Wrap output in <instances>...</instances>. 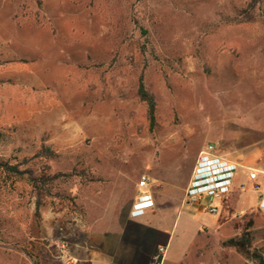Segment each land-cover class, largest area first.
I'll return each instance as SVG.
<instances>
[{"label":"rangeland","instance_id":"1","mask_svg":"<svg viewBox=\"0 0 264 264\" xmlns=\"http://www.w3.org/2000/svg\"><path fill=\"white\" fill-rule=\"evenodd\" d=\"M209 144L240 164L217 215L183 201ZM0 162V264H87L151 191L167 238L117 264H258L230 241L264 257V0H0Z\"/></svg>","mask_w":264,"mask_h":264},{"label":"built area","instance_id":"2","mask_svg":"<svg viewBox=\"0 0 264 264\" xmlns=\"http://www.w3.org/2000/svg\"><path fill=\"white\" fill-rule=\"evenodd\" d=\"M240 164L221 156L214 144H209L200 151L193 168L189 184L185 192V205L198 204L207 200V211L211 215L220 214V210L212 202L220 200L222 204L231 197L235 190V178L239 172ZM247 179L254 189L261 188L264 182V170L245 167ZM150 184V179L142 176L139 181V189L145 190ZM243 188L246 186L243 185ZM155 207L151 193H145L137 197L132 211V218H140ZM223 209V208H222ZM258 211L264 215V192L259 201ZM168 254V246L160 247L158 255L150 264H164Z\"/></svg>","mask_w":264,"mask_h":264},{"label":"crops","instance_id":"3","mask_svg":"<svg viewBox=\"0 0 264 264\" xmlns=\"http://www.w3.org/2000/svg\"><path fill=\"white\" fill-rule=\"evenodd\" d=\"M189 181H190V179H189ZM185 192H186V190H185ZM185 192H184L183 201L185 200ZM149 193H151L153 196V191H151ZM153 200H154V204H155V199L153 198ZM135 201H136V199H135ZM155 208H156V206L154 208L150 209L146 213L145 216L140 217V218H132L131 214H130L129 229L128 230L122 229V231L119 232L120 234H118V237L116 238L115 248L113 249V251H109L107 249V245L109 244L110 240L113 237L112 233L111 234L108 233V234H106L105 238L102 240V242H101L102 245L99 246L98 250L94 254H90V256L87 255L86 263L91 264V263H94L95 261H97L98 264H117V262H118L117 259L119 258V256H122L124 253L131 252V244H130L131 242L130 241L132 240V238L133 237L136 238L138 235L143 234L144 232L151 233V231H152L153 235L156 238H159L160 240L165 238L164 240H166L167 234L163 232V230H164L163 227L161 225H159V224H161V222L155 221L153 219V217H154L153 211Z\"/></svg>","mask_w":264,"mask_h":264},{"label":"trees","instance_id":"4","mask_svg":"<svg viewBox=\"0 0 264 264\" xmlns=\"http://www.w3.org/2000/svg\"><path fill=\"white\" fill-rule=\"evenodd\" d=\"M255 2L257 0H254ZM259 1V0H258ZM254 6H251V10H248L246 12L243 13L242 18H238L237 22L238 23H242L245 21V18L247 19L249 17V12L253 11ZM140 96L141 98L148 104V113H149V118L152 122H154L155 120V110H156V104L154 99L147 93V91L144 89V86L141 85L140 87ZM53 155V152L51 149L44 147L42 150V153L38 154L36 157L40 158V157H50ZM0 168L8 170V171H12L14 173H16L17 175L23 176L24 174L22 172L19 171L18 167H11L8 166L7 164L0 162ZM34 184H37V180L33 177L30 176L29 178ZM41 205V200L38 201V207H40ZM230 244L232 246H234L241 254H243L244 256H252L254 257L255 260L258 261V264H264V257L263 255L259 252V251H254L253 253L250 252L249 247L251 245V240L250 238L243 236L241 238V240H232L230 241Z\"/></svg>","mask_w":264,"mask_h":264}]
</instances>
